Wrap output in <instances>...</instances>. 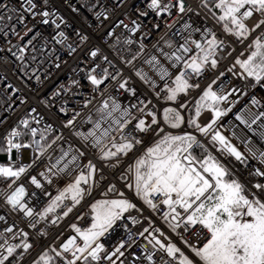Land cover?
Returning a JSON list of instances; mask_svg holds the SVG:
<instances>
[{
    "label": "snow or ice",
    "instance_id": "snow-or-ice-1",
    "mask_svg": "<svg viewBox=\"0 0 264 264\" xmlns=\"http://www.w3.org/2000/svg\"><path fill=\"white\" fill-rule=\"evenodd\" d=\"M49 3L18 0L17 7L10 6L9 0H0V50H5L2 45L6 43V51L27 77V91L40 94V103L59 121L58 125L50 121L28 104L26 96L15 95L19 88L0 81V97L7 96L9 108L19 102L25 109L0 136V154H6L8 160L0 163V181L8 189L0 190V204L7 209L0 214V264H22L36 246L28 231L17 229L15 221L11 225L6 222L7 215L16 214L21 221L26 220V227L36 229L37 236H47L37 225L46 220L57 225L68 217L106 178L105 168L112 170L118 181H125L123 187L147 209H158L154 200L166 206L163 220L184 247L172 242L160 228H152L151 220L149 227L138 232L125 223L127 239L106 246L104 241L118 221L139 225L141 221L132 213L142 211L134 198L109 182L104 198L89 205L88 225H69L73 234L58 247L49 244L30 264H264V182H242L219 158L232 157L241 164L248 159L222 134L218 124L231 110L221 105L236 89H213L223 72L206 87L201 89L200 84L206 72L232 56V44L242 45L244 51L233 57L228 71L238 67L244 78L264 81V0H200L197 8L207 10L210 16L205 19L219 25L225 38L213 27L197 24L194 17L200 13L190 0H113L112 7L95 14L100 27L110 21L98 39L104 40L103 48L111 58L101 46H89L90 36L82 32H77L78 41L66 43L68 37L60 30L65 21L53 18L56 12ZM40 25H54L57 31L46 36ZM162 25L164 34L149 52L143 39ZM138 32L140 38L136 37ZM55 45L64 46L65 55L78 60L70 69V82L58 79L47 87L52 82V69L59 72L67 63L56 55ZM125 70L131 75L126 76ZM153 76L164 82L162 88ZM133 77L153 93L152 99L138 95L131 85ZM194 92L199 98L191 114L187 97ZM121 93L136 102L124 105ZM259 103L252 100L253 105ZM205 113L207 118L202 120ZM261 117L264 112H249L247 117L236 119L251 129ZM4 122L0 119V124ZM65 130L79 147L69 143ZM260 136L264 139V132ZM24 150L32 153L29 163L23 162ZM248 153L264 165V151L248 148ZM42 158L47 160L45 170L32 174L44 163ZM249 175L264 178V168L256 167ZM38 177L49 185L54 179L69 181L42 211L29 205L26 197L35 196V192L29 194L22 182L49 195ZM109 193L116 198H108ZM50 214H55L54 218ZM153 232L159 233V238ZM137 235L147 240L139 253L131 251L138 246Z\"/></svg>",
    "mask_w": 264,
    "mask_h": 264
},
{
    "label": "built area",
    "instance_id": "built-area-1",
    "mask_svg": "<svg viewBox=\"0 0 264 264\" xmlns=\"http://www.w3.org/2000/svg\"><path fill=\"white\" fill-rule=\"evenodd\" d=\"M200 0H190V3L194 9L199 11L200 15L194 17L197 21V24H205L208 27H213V29L217 32L220 38H225L222 29L219 25H216L214 21L210 18L205 19V17L210 16L207 13L206 9L197 8ZM10 6L18 7V0H9ZM95 5V7H93ZM113 0H50L49 7L56 12V17H62L65 21L64 24L61 25L62 31L65 32L68 40L66 43L76 42L78 41L77 32H82L83 34L90 36V44L91 45H99L102 47V50L105 54H108L111 58L112 54L108 52L107 49L103 48L104 40L98 39V37L102 36L103 32L106 30L110 21L104 22V27H100V21L96 19V12L100 11L104 7H112ZM75 9V11H73ZM125 11H132L131 9L125 8ZM133 18H135L133 16ZM127 22V20L125 21ZM35 23V21H33ZM145 24H148L149 21L145 20ZM18 29L20 26H17ZM39 30L43 32L44 35L50 36L54 34L55 26H44L40 25ZM119 32V29L117 30ZM164 27L159 30H153L147 37L143 39L146 47L149 49V52L152 51V45L159 40L160 36L164 34ZM141 33L138 32L136 34L137 38L141 37ZM13 39V43H15V38ZM227 40L231 41V37H227ZM6 43L2 45V48L5 50H0V56L5 57L6 59L0 60V81L3 83H11L14 88H19L20 92L15 95L26 96L28 100V104L34 106L38 109V111L45 115L50 121L55 124H59V121L56 120V117L52 112L47 111L43 105L40 103L39 95L33 91L29 93L27 91L29 85L26 83L27 77L24 76V73L21 71L20 65L18 61H15L14 58L11 57V54L6 51ZM57 52L56 55L61 57V61H67V63L62 64V68L59 72H57L54 68L52 69V82L47 85V87H51L52 84L56 83L59 79L61 82H70L73 78V73L70 71L73 68L78 60L77 56L69 57L65 55L67 49L62 45H55ZM135 47V46H134ZM232 47L235 49L232 52V56L226 57L224 60H221L218 63V67L215 70H209L205 73V75L200 78L201 89L206 87L207 84L211 83L213 79H217L219 77V73L223 72L224 76L219 77L217 79V84L213 86V89L219 91L221 87L224 91H228L231 89H236V91L229 96L227 103L222 104V108H230L231 110L227 112V114L220 118L218 124L220 125V131L224 135H228L230 141L248 157L246 164H241L236 161L232 157H219L222 162H224L234 173V175L240 179L244 183H248L251 181L255 183L257 179H260L264 182V178H255L249 175V171L255 169L256 167L264 168V165H260L258 160H253L248 153V147L244 145V140L241 138V131L246 133L249 137L248 141L251 145L259 151H264V139L261 138L260 133L264 132V128H261L260 125L264 124V117H261L255 124L251 125V129L247 127L245 124L241 123L236 119L237 116H245L247 117L248 113H261L264 112V81L257 83L254 78L248 77L244 78L239 75V68L233 69L232 72H229L228 69L232 67L233 57L238 56L240 52L244 51V47L239 44H232ZM137 66H140L139 62H137ZM145 71H149V74L152 75L150 70L146 65H144ZM125 75H131L127 70H125ZM6 77V80L3 78ZM79 74H77V78ZM156 80L157 87L162 88L164 86V82L160 81L158 77L153 76ZM35 85V81L32 82ZM86 83V82H84ZM131 85L136 87L138 90V95H141V98L147 96L149 99L153 98V93L138 79L133 77L131 81ZM2 86V83H0ZM199 91V90H197ZM12 95L13 93H9ZM198 95L196 92L191 93L187 97V102L189 108L191 109L194 106L195 99H198ZM256 99L260 101L259 105H253L252 100ZM121 102L124 105H129L130 103H135L136 100L129 97L127 94L121 93L120 95ZM7 96L0 97V119H3L5 122L0 124V136L4 134V132L10 129L13 124L24 114V106L19 105L17 102L16 105H12L10 108L8 106ZM155 103V100H154ZM157 107H160L158 104ZM134 111V110H133ZM188 115V113H184ZM207 113L203 114L202 120L207 118ZM161 118H162V109H161ZM191 131V129H189ZM64 135L68 138L69 143H71L75 147H79V143L73 138L66 130L64 131ZM148 144V140H145V147ZM67 147V145H65ZM144 149L141 148L140 151ZM213 152V155H218L214 150L210 149ZM24 154L27 155V159L24 158ZM50 155H55L50 150ZM139 152L137 153V155ZM32 157V153L30 150H24L23 153V162L29 163ZM88 159H92L91 156L87 157ZM44 163H40L39 167H36L32 174H36L37 172L44 171L45 166L47 164V160L42 158ZM0 163H8L6 154H0ZM99 167V165H98ZM122 171V170H121ZM105 179L99 181V186L93 189L92 195L88 196L81 202V205H77V207L73 210V212L63 220H60L57 225H52L50 220L42 221L37 225V228L47 232L48 235L44 237H39L36 235V229H32L30 227H26V220L21 221L16 214H9L6 216V222L11 225L13 221H15L17 229H23L28 231L30 235L35 239L36 246L32 251L30 256H27V260L22 262V264H30L31 260L36 257V255L41 252L45 247L49 244L58 247L59 243L68 235L73 234L69 225L72 223H76L78 226H87L90 222V211L89 205L91 202H94L95 199L104 198L102 193L107 190V186L109 182L116 184V187L119 191H124L129 198H134L132 194H129L126 189L123 187L125 181H118L117 176L112 175V170L104 169ZM41 179V182L44 184L45 189L47 190L49 195H44L41 189H36L33 185L27 183L26 181H22L25 184V188L29 194L35 192V196L29 195L26 197L30 206H33L36 211H42L43 207L50 202L51 197H55L61 188L66 186L69 182L65 179H54V182L49 185L42 177H38ZM250 186V185H249ZM0 190L7 191L6 184L3 181H0ZM108 198H116L115 194L109 193ZM135 202L142 208L140 213H136L133 210V215H135L141 223L139 225H132L131 221H118L116 225H114V230L111 231L110 235L105 239L106 246L114 245L120 239H127L126 230L123 225L126 223L129 228L132 229L133 232L142 231L144 227H149L148 221L151 220L152 228H160L161 231L165 233L166 236H169L172 242L177 243L178 246L184 247L176 237V234L171 233L170 229H168L166 222L163 220V213L167 211L166 206L159 204V200H154L155 203L159 205L156 211H152L147 209L146 206L143 205L142 201H138L136 198ZM65 203H70V201H65ZM59 211V210H58ZM7 209L0 204V214H5ZM55 214H50L54 218ZM127 215V214H125ZM83 216L84 219H78V217ZM152 228L149 231H152ZM3 230V222H0V231ZM159 238V233H152ZM187 235V234H185ZM145 236H148V233H145ZM137 247H133L131 251L139 253L143 246L147 244V240L144 237H139L137 235ZM203 240V236L200 238ZM193 242L199 244V241H196L193 238ZM149 247H151L149 245ZM187 253V249H184ZM165 258L166 257V254Z\"/></svg>",
    "mask_w": 264,
    "mask_h": 264
},
{
    "label": "rangeland",
    "instance_id": "rangeland-1",
    "mask_svg": "<svg viewBox=\"0 0 264 264\" xmlns=\"http://www.w3.org/2000/svg\"><path fill=\"white\" fill-rule=\"evenodd\" d=\"M223 134V133H222ZM241 138L244 140V145L246 146V147H248V148H253L254 150H256L252 145H251V143L248 141V139H249V137H248V135L245 133L244 134V132H242L241 131ZM226 137H228L229 138V136L226 134L225 135ZM24 158L25 159H27V155L26 154H24ZM63 188V187H62ZM61 188V189H62ZM126 189V188H125ZM126 191L129 193V194H132L133 196H134V194L130 191V190H127L126 189ZM128 196V195H127ZM138 201H139V199L138 198H136Z\"/></svg>",
    "mask_w": 264,
    "mask_h": 264
},
{
    "label": "trees",
    "instance_id": "trees-1",
    "mask_svg": "<svg viewBox=\"0 0 264 264\" xmlns=\"http://www.w3.org/2000/svg\"><path fill=\"white\" fill-rule=\"evenodd\" d=\"M191 114H194V106L191 108Z\"/></svg>",
    "mask_w": 264,
    "mask_h": 264
},
{
    "label": "crops",
    "instance_id": "crops-1",
    "mask_svg": "<svg viewBox=\"0 0 264 264\" xmlns=\"http://www.w3.org/2000/svg\"><path fill=\"white\" fill-rule=\"evenodd\" d=\"M239 150V149H238Z\"/></svg>",
    "mask_w": 264,
    "mask_h": 264
}]
</instances>
